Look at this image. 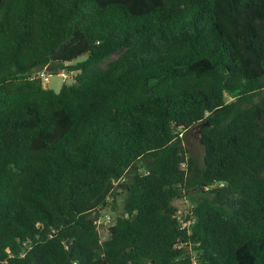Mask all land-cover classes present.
Listing matches in <instances>:
<instances>
[{"label":"trees","instance_id":"1","mask_svg":"<svg viewBox=\"0 0 264 264\" xmlns=\"http://www.w3.org/2000/svg\"><path fill=\"white\" fill-rule=\"evenodd\" d=\"M0 264H264V0H0Z\"/></svg>","mask_w":264,"mask_h":264},{"label":"rangeland","instance_id":"2","mask_svg":"<svg viewBox=\"0 0 264 264\" xmlns=\"http://www.w3.org/2000/svg\"><path fill=\"white\" fill-rule=\"evenodd\" d=\"M71 78V77H70ZM69 78H63L58 74H52L48 77V84L45 85L48 89L58 92L62 85L67 82L69 84L72 83V80H68ZM184 144L188 147L189 153L192 157L196 159L198 163L202 162V157H203V151L201 148L200 140H199V135H198V129H193L191 131H188L185 134V141ZM122 199L123 196H118L117 197V208H118V213L121 212L122 209ZM175 207L177 208V218L182 219L184 218L187 214H190L191 209L193 208V204L190 202L189 198L187 196H182L181 198L177 199L174 202ZM106 216H109L111 219L110 224L113 223L115 214L112 213L109 208L102 212V217L99 220V233L101 236V240H105L108 236L107 233V224L105 222L106 219H104ZM182 222V221H181ZM191 222H187L186 226H190ZM185 226V225H182ZM185 251H190V247H185Z\"/></svg>","mask_w":264,"mask_h":264},{"label":"built area","instance_id":"3","mask_svg":"<svg viewBox=\"0 0 264 264\" xmlns=\"http://www.w3.org/2000/svg\"><path fill=\"white\" fill-rule=\"evenodd\" d=\"M59 75H60L61 77H63V78L66 77V75H65L64 73H60ZM49 76H50V75H49L48 73H46L45 71H44V72H41V73H39V74L37 75V77H39V78L42 80V83H43L44 85H47V84H48V77H49ZM35 77H36V76H35ZM104 219H106L105 222H106V224H107V226H108L109 223H110V217H109V216H106ZM188 222H189V223H190V222L192 223V219L189 220ZM183 225L186 226V224H183Z\"/></svg>","mask_w":264,"mask_h":264},{"label":"water","instance_id":"4","mask_svg":"<svg viewBox=\"0 0 264 264\" xmlns=\"http://www.w3.org/2000/svg\"><path fill=\"white\" fill-rule=\"evenodd\" d=\"M66 246H67L68 250L70 251L71 247H70V242L69 241H66Z\"/></svg>","mask_w":264,"mask_h":264}]
</instances>
